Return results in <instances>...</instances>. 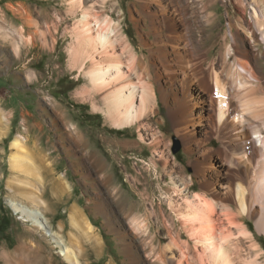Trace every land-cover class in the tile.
<instances>
[{"label": "rangeland", "instance_id": "rangeland-1", "mask_svg": "<svg viewBox=\"0 0 264 264\" xmlns=\"http://www.w3.org/2000/svg\"><path fill=\"white\" fill-rule=\"evenodd\" d=\"M85 1L86 7L94 5L104 16L111 15L117 23L121 22L124 35L139 56L151 54V49L143 46L140 37L150 30V22L141 19L135 10L134 4L141 7L140 0ZM69 3L70 0H0V115L11 117L0 137V223L4 216L10 221L9 227L0 234V264H10L1 259L2 252L14 251L21 236L34 245L44 241L42 234L30 222H23L21 215L14 211L13 202L19 200L10 196L9 183L45 190V199L52 202L45 222L55 233L66 236L70 211L81 212L101 245L100 253L86 247L85 264H134L138 258V264H163L155 261L161 253L166 256L164 264H175L169 244L171 236L181 230V225L171 215L168 198L173 183L163 173L160 153L155 154L150 146L151 133L159 130L165 133L167 146L163 149L170 162L168 170L172 171L174 165L183 166V177L188 180L194 175L190 161L195 155L185 151L175 134L168 109L161 101L156 119L152 122L150 117L148 120L154 130L143 129L142 140L137 125L127 129L113 127L105 114L97 109L103 108L100 97L93 101L78 94L87 80L83 73L69 66L73 42L70 31L77 19L67 12ZM197 4L201 9L199 22L192 19L199 40L196 50L206 57V67L214 63L219 66L220 57L226 55L232 65L234 50L252 43L259 56L258 60H252L262 85L257 88L258 97L264 98V26L257 22L264 17V0H198ZM109 6L113 8L109 9ZM131 10L139 23L132 19ZM28 14L31 25L26 21ZM81 17L80 12L78 18ZM31 35L33 43L28 42ZM146 38L150 44L151 36ZM229 47H233L230 54ZM153 84L158 90L161 82L154 80ZM158 95L160 98L159 91ZM218 109L217 106V115ZM234 117L232 114L229 119ZM252 122L264 133L260 119ZM198 131L201 133L204 129ZM20 135L25 137L28 153L12 148L13 141ZM128 141L135 143L134 146L123 147ZM177 142L180 149L175 152ZM210 146L218 148L221 143L213 140ZM252 148H249L247 158L259 161L261 154L255 155ZM15 154L24 158L23 167L31 171L33 177H19L13 171L11 161ZM45 169H49L52 176L48 177ZM178 176V173L174 175L175 178ZM51 179L63 181L66 187L65 192H59L54 200L51 198ZM199 190L195 178L191 194ZM133 217L145 225L142 240L147 253L155 255L151 262L141 258L138 241L132 237L130 221ZM173 218L176 229L172 227L170 231ZM243 221L253 238L241 243L242 254L249 258L260 254L257 257L260 264H264V233L258 231L254 219L244 216ZM78 235L72 232L76 241L80 240ZM187 238L183 233V241ZM253 244L258 247L254 248ZM58 250L53 249L54 264H64ZM189 259L191 261V256Z\"/></svg>", "mask_w": 264, "mask_h": 264}, {"label": "bare ground", "instance_id": "bare-ground-1", "mask_svg": "<svg viewBox=\"0 0 264 264\" xmlns=\"http://www.w3.org/2000/svg\"><path fill=\"white\" fill-rule=\"evenodd\" d=\"M140 1L141 7L136 4L134 7L141 19L150 22L148 34H140L143 46L151 49L149 56H139L135 52L124 35L121 22L117 23L111 15L104 16L94 5L86 7L85 0H70L67 12L77 19L70 31L73 42L69 66L83 73L87 80L78 94L93 101L100 97L103 108L97 109L105 114L113 127L127 129L137 125L142 140L143 129L154 130L148 120L150 117L152 122L156 119L161 101L168 109L175 134L185 151L195 155L190 161L194 175L188 180L183 177V166L174 165L172 171L168 170L170 162L163 149L167 146L165 133L162 130L151 133L150 146L155 154L160 153L163 173L173 183L168 198L171 215L181 225L175 235L170 233L169 246L175 264H260L257 257L260 254L256 258L244 257L241 250V243L253 238L245 226L244 216L254 219L258 231L264 233V133L252 122L260 119L264 127V98L258 97L257 91L262 85L252 66V60L259 59L255 46L249 43L242 49L237 47L232 65L226 55L220 57L219 66L214 63L206 67V57L196 50L199 40L192 21L199 22L198 0ZM110 6L109 9L113 8ZM80 12L82 17L78 18ZM131 16L136 23L140 22L133 10ZM26 21L32 23L29 14ZM257 22L264 26V17ZM146 36H151L150 44ZM33 39L31 35L28 42L33 43ZM232 48L229 47L228 54ZM154 80L161 82L158 90ZM232 114L235 117L231 120ZM7 115H0V137L11 121ZM199 128L204 131L200 133ZM213 140H218L221 146L211 147ZM134 144L128 141L122 146L131 148ZM250 147L255 149V155L261 154L259 161L247 158ZM12 148L28 153L25 137L18 136ZM23 159L18 154L13 156V171L19 177H33V173L23 167ZM41 161L44 163L43 159ZM154 164L158 168L155 161ZM45 170L48 177L52 176L49 169ZM176 173L179 174L178 181L174 177ZM195 178L200 190L191 194ZM50 182L54 200L55 195L65 192L66 187L57 179ZM23 185H8L12 199L19 200L13 202L14 211L21 215L23 222H30L44 241L34 245L21 236L14 251L2 252L1 259L5 263L48 261L54 264L55 248L59 249L57 253L64 264H85L86 247L100 253L99 240L79 210L70 211L66 236L55 233L45 222L52 204L45 199V190H33ZM130 222L141 258L151 262L155 255L147 253L142 240L145 225L136 217ZM175 224L173 218L170 231L172 227L176 229ZM72 232L79 234V241L74 239ZM183 233L188 237L186 241L182 239ZM75 247L79 251H75ZM253 247L258 246L253 244ZM164 257V253L158 254L155 261L164 264ZM138 259L134 264H138Z\"/></svg>", "mask_w": 264, "mask_h": 264}, {"label": "trees", "instance_id": "trees-1", "mask_svg": "<svg viewBox=\"0 0 264 264\" xmlns=\"http://www.w3.org/2000/svg\"><path fill=\"white\" fill-rule=\"evenodd\" d=\"M9 225H10L9 218L7 216H4L0 223V234L4 232L9 227Z\"/></svg>", "mask_w": 264, "mask_h": 264}, {"label": "water", "instance_id": "water-1", "mask_svg": "<svg viewBox=\"0 0 264 264\" xmlns=\"http://www.w3.org/2000/svg\"><path fill=\"white\" fill-rule=\"evenodd\" d=\"M179 149H180V146H179V143L177 142V145L174 147V151L177 152L179 151Z\"/></svg>", "mask_w": 264, "mask_h": 264}]
</instances>
